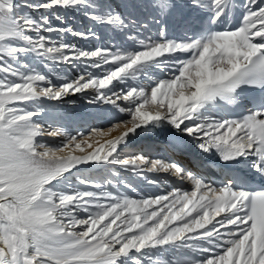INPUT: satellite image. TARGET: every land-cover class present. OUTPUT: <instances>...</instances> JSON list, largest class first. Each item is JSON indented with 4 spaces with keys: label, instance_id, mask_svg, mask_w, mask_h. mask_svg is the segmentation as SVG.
Segmentation results:
<instances>
[{
    "label": "snow or ice",
    "instance_id": "6c2138e0",
    "mask_svg": "<svg viewBox=\"0 0 264 264\" xmlns=\"http://www.w3.org/2000/svg\"><path fill=\"white\" fill-rule=\"evenodd\" d=\"M77 14L134 46L64 40L101 41ZM149 23L160 38L135 46ZM82 93L129 119L73 134L62 105ZM154 131L163 147L122 155ZM88 165L192 188L133 198ZM0 264H264V0H0Z\"/></svg>",
    "mask_w": 264,
    "mask_h": 264
},
{
    "label": "bare ground",
    "instance_id": "6f19581e",
    "mask_svg": "<svg viewBox=\"0 0 264 264\" xmlns=\"http://www.w3.org/2000/svg\"><path fill=\"white\" fill-rule=\"evenodd\" d=\"M180 2H186V0H180ZM41 14H45L43 12H41ZM79 15V14H78ZM76 16V15H75ZM80 16V15H79ZM67 23H69V17H66L65 18ZM77 23L73 26L71 24H69V26H73V28L75 29L77 27V24L78 25H88V28H91V26H95V28H99V31L101 32L100 34L102 35L103 37V41L106 43V44H110L112 42H116V43H121L123 44L124 46L126 47H133L134 44H133V41H124L122 39V37H119L117 38L115 41L112 40L113 37H116L117 34L115 32H113L110 28H105L104 26L102 25H97L87 19H82V16L80 17H76V20H75ZM81 22V24H79ZM53 23H57L55 21H53ZM75 23V22H74ZM170 25H171V22H170ZM152 27V32L149 30H142L138 35H137V41L135 43V46H139V41L141 40L140 38H143L145 42H148L149 39L155 41L157 39H159V32L156 30L157 28L155 26H151ZM170 27H174V26H170ZM174 29L176 30L177 27H174ZM83 30H86V29H83ZM63 39L68 41V42H71V43H74V44H77L81 47H92L94 44H97V42H92V41H84V40H81L79 37H74L72 35H69V34H64L63 36ZM178 55H181V54H178ZM63 67V66H61ZM78 71V70H77ZM72 74L75 75L76 72L72 71ZM88 92L90 93L91 90H88ZM78 95V94H76ZM75 95V96H76ZM88 95V94H87ZM90 104V103H89ZM71 105V104H70ZM92 105V104H90ZM68 106V105H67ZM72 106V105H71ZM75 106V105H73ZM99 108H110L111 106H108V105H99L97 106V109ZM100 112V111H99ZM100 113H109L111 114L112 116H117L119 118H122V120H128L129 117L127 115V113H118L116 112L115 110H110V111H104V112H100ZM124 131L123 127L119 128V129H115L113 131H111L108 135L106 136H99V138H96V139H93V141L91 142V140H89V142L91 143H96V142H99V143H104L107 139H112V138H115L116 136L120 135L122 132ZM105 132H108L105 131ZM165 133L166 135H168L166 132H163ZM149 135V133H148ZM158 134H156V136H152L153 139L152 140H142V139H136L135 142L133 144H130V146L128 148L125 149L124 153H122L123 156H125L126 154H137L140 152V149H141V146L144 145V144H153L155 145L157 148H161L163 147V144L161 143L162 141L164 140H167L168 137H158ZM50 139L49 142H57L59 140H61L62 138H48ZM50 143V144H51ZM53 144V143H52ZM70 151V149H69ZM152 152H154V154H162V155H169L167 153H162V152H159V151H156V150H153ZM77 155H79V151H77L76 153ZM94 167V165H88V166H82V169H90ZM143 167V171H140V172H136L137 174L140 175V178L141 181H142V187L143 189L145 190V192H147L148 195H151V194H163V193H167V192H170L171 190L173 189H176V188H179L181 189L182 191H190L192 186L191 185H184V184H181V183H177L173 180H171L168 176L164 175L163 172H158L157 175L155 176H152V175H149L147 174L146 172V168L147 166H142ZM124 169V168H123ZM124 172L128 175H131L130 177H132L135 173V171H131V170H127V169H124ZM135 177H133L132 179H134ZM149 181H154V183H149ZM137 198V197H136Z\"/></svg>",
    "mask_w": 264,
    "mask_h": 264
},
{
    "label": "rangeland",
    "instance_id": "374dc122",
    "mask_svg": "<svg viewBox=\"0 0 264 264\" xmlns=\"http://www.w3.org/2000/svg\"><path fill=\"white\" fill-rule=\"evenodd\" d=\"M37 14L41 15V13H37ZM76 17H80V16L77 14ZM53 21L58 23V21H56L55 19H53ZM69 21H70V17H69ZM69 24L73 25L74 22L70 21ZM57 67L60 69V71L56 73L57 76H63L65 71H68L70 74H72L71 69H64L61 66H57ZM89 100H90V95L82 93V94H78L76 96L70 97L67 102L63 103L62 105L63 111L68 114L69 118L61 121V123L67 128L68 131L75 134L77 131L87 132L89 129L95 127V128L101 129L102 132H105L109 129L110 124H115L117 120H122V118H119L117 116L114 117L109 113L108 114L100 113L96 105L89 104ZM96 138H99V136L91 137L90 138L91 142L93 141V139H96ZM46 139L50 141V139L48 138ZM58 142H60V140L57 141L56 143ZM52 143L51 145L53 146L56 144L55 142H52ZM67 151L69 150H66L65 154H67ZM82 154H85V153L79 152V155H82ZM128 155H130V153L126 154L125 156H128ZM134 173L135 174L132 177H130L131 175L126 174L124 172V169L120 165H109V166H106L105 168L94 165V167L90 169H87V170L82 169V171L78 172L77 175H83L86 177H90L92 179L102 181L105 184H107L108 180H112V185H115L117 187H120L121 182L127 185H131V181L133 180L132 182L136 186H138V189H136L134 185H131V189H135V192L125 187H120V191L125 192L127 195L133 198L137 197V193L141 195H148L147 192H145V190L142 187L143 183L141 179L138 178L140 177V175L137 174L136 171ZM133 177L135 178L132 179ZM140 183H141V186H140ZM109 190H112L111 186H109Z\"/></svg>",
    "mask_w": 264,
    "mask_h": 264
}]
</instances>
